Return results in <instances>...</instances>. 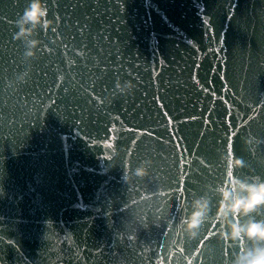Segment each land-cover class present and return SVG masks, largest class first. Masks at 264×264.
Wrapping results in <instances>:
<instances>
[{"label":"water","instance_id":"1","mask_svg":"<svg viewBox=\"0 0 264 264\" xmlns=\"http://www.w3.org/2000/svg\"><path fill=\"white\" fill-rule=\"evenodd\" d=\"M28 2L0 0V264H228L176 225L222 156L264 177V0H44L25 58Z\"/></svg>","mask_w":264,"mask_h":264},{"label":"clouds","instance_id":"2","mask_svg":"<svg viewBox=\"0 0 264 264\" xmlns=\"http://www.w3.org/2000/svg\"><path fill=\"white\" fill-rule=\"evenodd\" d=\"M47 15L44 0H29L16 19L18 31L13 38L24 44L25 58L35 56L39 41L34 37L38 30L49 27ZM221 159L225 164L223 178L203 193L192 196L176 231L180 237L193 241L201 235L202 228L215 223L220 241L234 249L228 264H264V177L238 176L236 171L244 168L245 162L231 155ZM146 164L142 162L134 175L146 176ZM159 195L164 197L167 192L161 191ZM195 260L196 256H185V264H193Z\"/></svg>","mask_w":264,"mask_h":264}]
</instances>
